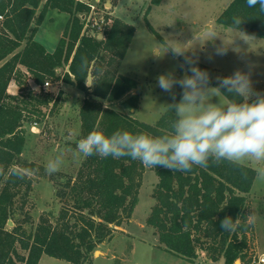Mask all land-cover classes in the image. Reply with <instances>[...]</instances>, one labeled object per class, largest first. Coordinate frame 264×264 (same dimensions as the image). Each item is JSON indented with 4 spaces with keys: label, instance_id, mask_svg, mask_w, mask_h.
Instances as JSON below:
<instances>
[{
    "label": "trees",
    "instance_id": "obj_1",
    "mask_svg": "<svg viewBox=\"0 0 264 264\" xmlns=\"http://www.w3.org/2000/svg\"><path fill=\"white\" fill-rule=\"evenodd\" d=\"M162 1L152 0V4L159 6ZM49 10L70 16L53 52L35 40ZM89 11L90 7L81 0H0V264H39L44 255L71 264L90 263L98 247L112 239L116 227L132 218L147 169L154 171L159 180L153 192L156 204L147 225L155 229L165 251L192 261L200 247L214 262L224 258V264H243L247 257L248 227L243 226L248 214L246 195L252 190L256 172L228 161L219 165L210 161L206 168L193 166L189 172H172L163 167H145L130 157L93 155L84 158L75 178H60L57 196L62 206L55 222L42 216L33 234L24 231L19 223L7 229L17 207L24 210L29 201L34 184L31 174L46 175L43 167L23 159L25 123L32 117H36L35 123L44 119L40 110L43 106L51 102L57 106V99L45 92L46 83L63 80L84 92L81 139L92 131H102L107 136L128 131L157 137L170 134L171 122L176 119L174 110L168 109L155 125H150L104 106L103 102L118 101L138 87L136 80L99 63L103 51H125L133 40L134 29L113 18L104 40L86 38L80 15ZM235 18L242 22L235 24ZM217 22L264 39V14L258 12V6L249 8L246 0H233ZM147 26L161 39L148 20ZM123 56L117 54L118 58ZM177 57L190 67L185 63L187 58ZM82 58L87 59L84 67ZM65 66L68 71L59 74L58 70ZM195 66L208 73L209 85L217 86L211 67L198 62ZM24 69L42 91L37 93L27 86V98L10 95L13 80L21 87L27 83ZM89 76L95 84L91 88L84 82ZM180 94L179 87L176 101ZM223 95L229 102L241 100L226 92ZM139 102L140 97L134 94L123 106L135 110ZM14 171L23 172L24 178H18ZM225 216H240L242 226L235 232L221 230L220 221ZM29 220L28 216L24 222ZM17 245L27 252L26 256Z\"/></svg>",
    "mask_w": 264,
    "mask_h": 264
},
{
    "label": "rangeland",
    "instance_id": "obj_2",
    "mask_svg": "<svg viewBox=\"0 0 264 264\" xmlns=\"http://www.w3.org/2000/svg\"><path fill=\"white\" fill-rule=\"evenodd\" d=\"M81 1L96 7L95 11L90 10L80 15L85 23L83 33L86 38L104 40L113 18L121 19L134 29L133 40L125 51H103L99 63L118 75L136 80L138 87L118 101L103 102L105 107L155 125L169 109L168 105L173 102L172 95L158 86L157 77L161 74H172L180 78L186 72L192 75L177 56L211 67L216 82L217 77L230 76L239 69L249 74L253 91L264 93V39L226 28L217 22L233 0H163L159 6H154L152 0ZM68 16L65 13L53 12L52 23L46 22L36 40L51 49L62 37ZM147 20L161 39L150 31ZM221 48L224 52L218 55L217 50ZM175 51L181 53L177 54ZM117 54L124 56L118 58ZM67 71L68 66L58 70L62 75ZM23 73L27 75V83L21 87L13 80L9 85V94L27 98L28 87L40 93L42 89L35 85L25 69ZM178 89L179 86H175L173 91L177 94ZM45 92L53 96V100L57 99V106L54 107V102L43 106L40 110L45 115L44 119L35 123L37 119L32 117L33 119L25 123L27 135L23 159L45 169L50 160L63 153L64 164L59 172L52 175L31 174L34 184L29 201L24 210L17 207L13 225H8V230L19 223L24 231L33 234L42 216L55 222L62 206L57 196L60 178H75L85 158L75 152L81 139L80 108L84 102V92L63 80L58 83L51 82L45 87ZM134 94L140 97L138 107L135 110L126 109L123 102ZM212 99L213 102L229 103L223 94L215 95ZM244 165L254 170L259 166L255 162H246ZM158 181L156 173L147 169L139 192V203L132 218L121 227H116L112 239L100 245L91 262L87 264L213 262L200 247H197V257L192 261H184L163 249L155 229L147 225V219L156 204L153 192ZM246 199L248 214H255L256 222L248 227L247 257L243 264H249V258L264 252V181L256 178ZM20 205L18 200L17 206ZM28 216L30 220L25 223L24 220ZM17 248L22 255H27L19 245ZM220 262L224 264V258H221ZM41 264L71 263L46 255ZM236 264L242 263L237 261Z\"/></svg>",
    "mask_w": 264,
    "mask_h": 264
},
{
    "label": "clouds",
    "instance_id": "obj_3",
    "mask_svg": "<svg viewBox=\"0 0 264 264\" xmlns=\"http://www.w3.org/2000/svg\"><path fill=\"white\" fill-rule=\"evenodd\" d=\"M246 4L249 8L258 6V12L264 14V0H246ZM241 22L239 18L234 19L237 25ZM223 52L222 48L217 50L218 55ZM185 63L190 65L188 71L192 75L186 72L180 78L172 74L157 77L160 89L170 93L174 101L168 105L176 116L171 122L170 134L153 137L117 131L107 136L102 131H92L78 141L76 154L85 158L130 157L145 167H163L172 172H189L193 166L206 168L210 161L217 165L228 161L238 166L255 162L259 165L255 169L256 178L264 181V93L253 91L249 74L239 69L230 76L217 77V86L210 87L207 72L195 66L191 59ZM86 65L87 59L82 58V67ZM84 82L90 88L95 85L91 77L84 78ZM175 86L182 89L179 101L173 91ZM225 92L241 100L227 104L213 102L215 95ZM63 164V153H60L47 163L45 172L57 173ZM13 174L24 178L23 172ZM255 222V214L250 213L243 226L249 227ZM241 226L240 216L235 219L225 216L220 221V229L225 232H235Z\"/></svg>",
    "mask_w": 264,
    "mask_h": 264
},
{
    "label": "crops",
    "instance_id": "obj_4",
    "mask_svg": "<svg viewBox=\"0 0 264 264\" xmlns=\"http://www.w3.org/2000/svg\"><path fill=\"white\" fill-rule=\"evenodd\" d=\"M53 12H58V11H57V10H49V11H48V13H47V15H46V18L44 19L43 23L38 27L39 29H38V32H37V34H36V36H35V40H36L37 35L39 34V32L41 31V29L43 28V26L46 24V22H48L49 24L52 23L51 20L53 19V17H52ZM58 13H60V12H58ZM65 14H67V13H65ZM67 15H68V14H67ZM69 18H70V16H68V19H67V21H66V23H65V26H66V24H67ZM55 19H56V18H55ZM64 28H65V27H64ZM63 31H64V30H63ZM62 34H63V32H62ZM61 36H62V35H61ZM60 38H61V37H60ZM59 40H60V39H59ZM36 41H37V40H36ZM58 42H59V41H58ZM58 42H57L56 44H54V45L51 47V49H49V48L46 47L45 45H44V46L46 47L47 51H49V52H53V51L56 49ZM11 83H12V82H11ZM11 83H10V85H11ZM8 91H9V90H8ZM44 257H46V255H44V256L42 257V259H41V261L39 262V264L42 263ZM177 257H179L180 259L186 261L185 258H183V257H180V256H177ZM220 260H221V259H220ZM220 260L217 261V262H214V261L211 262V261H210V262H208V263H206V264H221Z\"/></svg>",
    "mask_w": 264,
    "mask_h": 264
},
{
    "label": "built area",
    "instance_id": "obj_5",
    "mask_svg": "<svg viewBox=\"0 0 264 264\" xmlns=\"http://www.w3.org/2000/svg\"><path fill=\"white\" fill-rule=\"evenodd\" d=\"M89 7H90V10L92 11H95L96 7L94 5H89L87 4ZM50 83H46L45 84V87L49 86ZM249 264H264V252H262L261 254H259L258 256H254V257H251L249 258Z\"/></svg>",
    "mask_w": 264,
    "mask_h": 264
},
{
    "label": "water",
    "instance_id": "obj_6",
    "mask_svg": "<svg viewBox=\"0 0 264 264\" xmlns=\"http://www.w3.org/2000/svg\"><path fill=\"white\" fill-rule=\"evenodd\" d=\"M89 77H91V76H89ZM8 225H9V226H12V225H13L12 220H9Z\"/></svg>",
    "mask_w": 264,
    "mask_h": 264
}]
</instances>
